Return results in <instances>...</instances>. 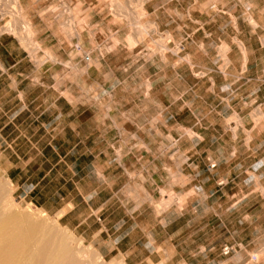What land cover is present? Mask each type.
I'll return each instance as SVG.
<instances>
[{"label":"rangeland","instance_id":"1","mask_svg":"<svg viewBox=\"0 0 264 264\" xmlns=\"http://www.w3.org/2000/svg\"><path fill=\"white\" fill-rule=\"evenodd\" d=\"M0 36L9 69L2 82L37 69L51 101L58 87L84 104L77 113L113 115L115 127L130 132L131 147L151 149L142 155L145 171L132 162L133 150L125 154L139 171L128 173L131 181L113 185L111 177L89 194L64 154L52 152L41 164V155L10 148L16 124L3 122L2 113L10 117L19 108L0 100V201L11 203L0 215V232L14 228L25 238L27 223L42 222L91 263L121 264L106 235L93 242L99 225L85 211L87 199L111 198L112 189L116 206L124 203L121 216L144 211L140 221L148 222L157 215L162 221L167 211L185 213L168 215L167 224L206 228L210 239L224 235L225 258L264 264V91L256 84L264 65V0H18V7L0 0ZM46 165L52 170H35ZM93 166L87 171L96 185ZM70 203L63 218L58 209L70 210ZM173 246L166 244V256ZM119 247L129 251L127 243ZM145 247L134 253L161 259Z\"/></svg>","mask_w":264,"mask_h":264},{"label":"crops","instance_id":"2","mask_svg":"<svg viewBox=\"0 0 264 264\" xmlns=\"http://www.w3.org/2000/svg\"><path fill=\"white\" fill-rule=\"evenodd\" d=\"M2 39L0 36V78L5 74L7 76L9 71V69H5L1 57L4 47ZM21 61L23 60L19 59L16 64ZM262 62L264 63V58ZM255 66L257 67L258 63H255ZM34 73V76L28 78L17 72L16 75H13V79L17 80L15 82L6 83L0 80L1 106L10 103L12 107L19 108L10 117L2 113L3 122L16 124L15 135L14 133L12 135L14 139L10 141L12 150L19 153L23 149H28L33 154L41 155L43 157V160H40L41 164L47 162L44 156H49L52 152L57 157L58 152L64 154L63 163L66 164L65 161H67L71 165V167L67 166L68 169L81 170L82 176L79 179V184L89 188L87 192L89 194L94 193V186L106 185V181L111 177L115 179L113 185L120 183L123 179L126 181L125 184L131 181L128 173H138L139 171L134 163L127 162L130 159H125V154H129L133 150L138 156L135 159L132 158V162H134L133 160L137 161L141 171H145L146 166L140 164L143 159L142 155L147 151L150 153L151 149L140 146L131 147L129 145L130 132L123 125L120 130L116 128L115 123L118 121L113 115L102 114L99 116L97 111L85 113L87 109L77 113L80 110L77 108L84 104L76 102L74 98L69 99L61 96L59 92L62 89L58 87L57 89L52 87V90L58 91V96L51 101L49 98L50 85L45 83L42 77H39L40 73L37 69ZM26 79L29 82H25ZM256 82L257 90L264 91V65L259 69ZM93 101L96 107L97 99ZM126 120L128 121V118ZM17 158L20 160L18 156ZM92 163H95V166ZM88 165L93 166L94 175L98 181L96 185L91 182L90 175L92 173L87 171ZM13 169L18 173L23 170V168L17 170V167ZM35 170L51 171L52 168L46 165ZM110 174L113 175L110 176ZM45 177L46 175H43L41 180ZM125 184H122L121 187ZM101 191L98 190L97 195ZM110 192L111 198L94 203H90L87 199L85 202L86 218H93L99 225L97 235L95 234L96 237L92 239L93 242L103 234L106 235L108 242L113 244L111 250H116L113 257H116L117 254L122 256L121 264H237V259L225 258L227 255L222 253V249L227 246L224 235L220 238L217 235L216 239L214 235L213 239H210L209 230L207 231L206 228L190 229L187 227L188 222L176 230L172 229L173 224H167L168 215L178 214V219H180L185 215L181 212L167 211L162 214V221L157 215L155 219L153 218L155 221L148 222L140 221V218L146 217L144 211L138 212L136 216H134L135 211H125L121 216L120 208H124V203L120 202V206L117 207L115 197H117L118 191L113 192L111 189ZM81 195L87 196L86 194ZM70 205V210H67V204L59 207V212H63L61 215L63 218H67L68 213L74 208L71 203ZM116 219L117 221H115ZM137 219H139L138 222ZM65 224L67 227L71 226L70 221ZM135 235L137 238H133ZM122 242L128 244L129 251L122 253V249L120 250L119 247ZM170 242L174 244V253L166 256V244ZM97 245L99 250L104 247L100 242ZM146 245L153 248L156 253L161 252L159 261L154 262L153 254L140 257L139 254L134 253L137 247L146 248ZM104 256L108 255L104 254Z\"/></svg>","mask_w":264,"mask_h":264},{"label":"bare ground","instance_id":"3","mask_svg":"<svg viewBox=\"0 0 264 264\" xmlns=\"http://www.w3.org/2000/svg\"><path fill=\"white\" fill-rule=\"evenodd\" d=\"M14 1L18 7V0ZM15 13V17L17 16L19 18L21 16L20 8H18ZM21 19L20 21L23 20ZM23 29L24 33L27 32L26 35L29 36L28 34L30 33L28 25L24 26ZM9 205H11V203L8 199L0 201V215L9 211ZM1 221L2 218H0V223H2ZM16 223L18 222L16 221ZM38 223L39 224L37 225H29L30 223H27L28 225L26 226L28 235L25 238L24 236H21L22 238H18V236L23 234L19 232L21 233L20 235H18V233V236L15 235L14 228L12 230L8 229L5 232H2L4 230L0 232V264H94L86 260L84 253L76 251L64 239L56 237L59 240H55L54 237H51L50 235L51 233H54V231L49 233V231L46 230L47 227L45 228V224L42 222ZM54 234H56V232ZM42 243H44V246L39 248Z\"/></svg>","mask_w":264,"mask_h":264},{"label":"built area","instance_id":"4","mask_svg":"<svg viewBox=\"0 0 264 264\" xmlns=\"http://www.w3.org/2000/svg\"><path fill=\"white\" fill-rule=\"evenodd\" d=\"M222 253H223V255H228L230 253V248L229 247H224L222 249Z\"/></svg>","mask_w":264,"mask_h":264}]
</instances>
